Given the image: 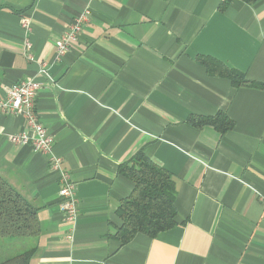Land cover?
<instances>
[{
    "label": "crops",
    "instance_id": "1",
    "mask_svg": "<svg viewBox=\"0 0 264 264\" xmlns=\"http://www.w3.org/2000/svg\"><path fill=\"white\" fill-rule=\"evenodd\" d=\"M223 1L0 0V97L40 83L36 111L78 200L68 238L49 156L12 144L25 121L0 114V176L37 209L29 264H264V89L233 88L197 61L264 85V0ZM83 12L78 40L56 59ZM218 112L234 123L224 134L186 122ZM138 151L171 176L178 225L121 244L115 213L133 184L117 169Z\"/></svg>",
    "mask_w": 264,
    "mask_h": 264
},
{
    "label": "trees",
    "instance_id": "2",
    "mask_svg": "<svg viewBox=\"0 0 264 264\" xmlns=\"http://www.w3.org/2000/svg\"><path fill=\"white\" fill-rule=\"evenodd\" d=\"M229 1L224 0L220 10H224ZM241 1L251 5L259 0ZM2 7L0 5V9ZM197 61L209 75L227 79L233 88L250 86L264 89V85L249 81L244 73L228 68L216 59L199 56ZM186 122L196 129L210 126L220 134L234 127L233 121L222 112L212 116L190 115ZM117 172L128 179L133 188L130 195L120 201L116 210L119 226L115 234L111 235L112 238L125 244L137 234L155 238L159 233L178 225L175 188L168 172L155 165L142 151L120 164ZM39 233L37 209L0 176V239H31ZM34 252L35 249L30 248L4 259L0 264H29Z\"/></svg>",
    "mask_w": 264,
    "mask_h": 264
},
{
    "label": "built area",
    "instance_id": "3",
    "mask_svg": "<svg viewBox=\"0 0 264 264\" xmlns=\"http://www.w3.org/2000/svg\"><path fill=\"white\" fill-rule=\"evenodd\" d=\"M87 13L83 12L76 16L61 37L55 42V58L60 59L70 48L73 42L78 40L83 25L87 21ZM27 28V24H24ZM25 56L28 61H34L31 53V45L25 43ZM40 76L47 74V67L43 64L39 70ZM40 83L35 78H28L14 83L4 89V95L0 97V114L22 117L25 121L27 131L14 134L10 137L12 144L28 145L35 153L49 156L48 164L50 169L57 173L58 180V207L63 214L65 221L71 226V234L74 223L78 216L77 196L75 192V183L68 171L63 168V159L53 152L52 136L40 123L36 111V97L40 90Z\"/></svg>",
    "mask_w": 264,
    "mask_h": 264
},
{
    "label": "rangeland",
    "instance_id": "4",
    "mask_svg": "<svg viewBox=\"0 0 264 264\" xmlns=\"http://www.w3.org/2000/svg\"><path fill=\"white\" fill-rule=\"evenodd\" d=\"M28 241L24 238L0 239V262L28 250L30 247L22 249Z\"/></svg>",
    "mask_w": 264,
    "mask_h": 264
}]
</instances>
